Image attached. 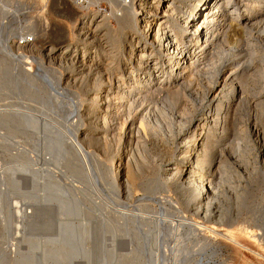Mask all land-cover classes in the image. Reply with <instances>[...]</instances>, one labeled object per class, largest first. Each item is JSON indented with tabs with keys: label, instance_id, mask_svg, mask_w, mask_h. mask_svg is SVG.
<instances>
[{
	"label": "bare ground",
	"instance_id": "bare-ground-1",
	"mask_svg": "<svg viewBox=\"0 0 264 264\" xmlns=\"http://www.w3.org/2000/svg\"><path fill=\"white\" fill-rule=\"evenodd\" d=\"M91 1L97 2L99 0H89V2ZM110 2L112 4L110 16L115 17L118 28H114L108 24L109 20L104 12V16H101L102 18H98V20L95 19V14L92 12L90 14H82L80 19L73 24L72 27L77 37L74 41H62L61 45H56V43H60V41L55 43L48 42L45 44L46 47L40 48L32 41L35 36H32L29 38L30 40L27 41V36H23L24 34H22L25 43L18 45L19 47H25V54L21 52L24 55L21 54L20 56L21 58L24 57V61L22 59H16L19 56H12V54H15L11 53V51H13V46L8 43L11 39L8 34L10 31L4 32L3 30L5 28L0 24V105L2 103H9L12 106L18 104L20 107L21 102L22 104L25 102L28 103L26 105H29V107H25L28 109L27 111L25 110L26 112L23 110L18 111V109H22L19 107L15 110L16 114H14V110H5V108L3 112H0V128L6 131L5 133L0 132V137L7 136V131L13 133L19 131L24 133L19 134L18 137L27 138L29 142L32 141L34 144L32 145L31 143V148L29 149L24 145L23 139V143L21 142L22 144H19L22 148H16L18 154H24L25 157L27 156V160L29 159L32 161H29L30 163L33 164V161H35L37 157L41 162L44 161L46 165L49 163L57 164L56 168H58L57 166H61L60 164L62 162L65 169H72V172L75 171L77 175L91 181V173L88 168V162L91 156L89 158L90 153L86 149V145L89 144L92 139V137H90L91 129L86 127L82 128L81 124L84 115H90V121L93 118L99 120L98 124L101 129L105 131L108 129L110 131L112 128L111 131L114 133L116 142L122 138L125 139L124 142L126 145H129L127 147V152L119 156L121 172L116 173L115 177L112 179L115 189L111 192L116 190L115 193L113 192L114 195H122L123 193L131 192L136 186L137 181L148 169L152 170L153 173H151V175H154L152 183H156V185L159 186L161 185V187L176 185L180 196H182L181 198L185 201V203L184 201L183 203L186 206L191 205L194 207V210L199 212L205 211L204 213L207 214L209 211H212V206L217 198L216 195H218L215 192L216 186L218 185L216 182L218 176L222 177V174L228 170L231 161L235 162L240 158H238V156L233 157L235 153L238 155L237 151H239L235 150L233 154L230 149L234 146L228 150L233 156L227 155V143L231 141L230 139H234V136L238 134L240 136V133L244 130L247 133L249 130H246V128L251 129V133L255 136L259 135L260 132V128L258 127L260 121H258V117L260 119V113L258 114L259 111H257L256 115H249L250 117L247 119L248 124H246L247 127L243 123L242 116L245 115V113L247 114V112L242 114V111H244L243 108L251 102L253 104L252 106L259 107V110L264 113V0H110ZM103 26L108 30L106 33L100 35L98 30ZM121 32H124L123 35L126 36V42H124L125 38L120 39ZM31 34L34 35L32 32ZM11 42H13V40ZM102 46L108 48V52L106 53L108 57L106 56L107 59L104 69L109 70V72L115 70V74H121L119 80H117L118 77L116 79L117 83L114 84L110 81L99 84L97 81L93 82L87 77V88L81 85L78 89V93L74 94V90L72 91V89L71 91L73 93H69L70 89H68L67 86L76 81L81 73L83 74L88 71L86 74H90V64L97 60L99 56V47ZM29 56H32L38 65L35 70L31 68L32 60L28 58ZM52 61L58 64V68H52L50 66ZM256 64L260 66L256 68ZM94 65H96V63ZM62 67L68 69L65 77L63 75L61 77L60 75V73L63 74L59 69ZM255 72L260 73L263 79H259L263 81L261 82L263 85L260 91L249 101L250 94L248 95L249 99H247L246 94L249 93L247 91L250 89V77L254 75L252 78H255ZM38 82L43 86H40ZM258 82L260 81H257L255 85ZM195 84H199V86L204 87V89L200 88L201 91L198 89L193 91ZM252 86L251 88H253ZM86 91H88L87 93L89 96L92 94L87 102L81 95ZM70 94L74 95L73 97L78 95L81 98L79 101L73 102L72 97V100L70 99L71 103L68 104L70 111H67L69 114L67 115V111H65V114L63 113L60 115L61 117L59 116L68 121V124L64 125L67 128L64 127L62 123V125L58 123L63 126V130H59V125L52 124L50 117H48V123L45 119H40V116L37 118V114L35 116L34 112H38V110H36L33 105L35 104V106H37V99L40 102L46 97V100L43 102V104L46 105L44 107L51 106L60 108L63 107V105H67L65 104V100ZM78 96H76V99ZM187 96L191 98L195 106L190 110L182 107V112L179 107L183 105H181V103L186 100ZM40 97L41 99H39ZM156 98H158L157 101L159 103L161 102V104H158V102L156 103V100L154 101ZM56 99H60V101L58 102ZM204 99H208L206 107L203 105ZM148 101L152 102L150 105L154 104V102L156 103L155 109L154 107L150 108L148 112L146 111L147 113H143V109L140 111L141 114H136L137 117H133L134 112ZM66 102H68V99ZM83 104H89L84 114L81 113V111H83ZM250 106L247 107L250 108ZM34 108L36 111H34ZM146 108L148 107L146 106ZM44 109L45 108H43V110ZM66 109H68V107ZM177 109H179L181 113H176L175 110ZM244 109H246V107ZM246 110L248 111L249 109ZM48 111L52 112L51 110ZM48 111H46V113ZM61 111L63 112L64 109L62 108ZM41 113L47 118L44 112H40V114ZM184 114L187 115L188 118L184 117ZM55 117L51 118L54 120L59 119V117L56 119ZM138 119L141 121V123H138L139 126H137V122H139ZM59 120L58 122H62ZM90 121L88 125L92 126L94 122ZM52 127H54V129ZM51 129L53 130L51 131ZM263 129L261 128V131H263ZM70 130L73 131V133L72 131L70 132L72 134V140H69L70 137L67 138V141L69 140L71 142L70 145L69 142L67 145V141L66 143L64 142V140H66L65 133ZM54 131L58 135L57 137H54L56 136L54 135ZM40 133H43L41 137L44 139L43 141H45V147H43V144L41 146L43 147L42 150L38 147H34V145H36L35 141L38 140L36 139L37 135H42ZM24 135H26V137H24ZM67 135L70 134L68 133ZM94 135L92 134L91 136ZM263 136H261V138H263ZM108 137L110 136L108 135ZM176 138H180L179 140H181V142L179 141L178 144H180V146L177 151L173 153L169 149V143L176 140ZM103 139L109 140L107 136L103 137ZM109 141L105 142L107 143V147L108 144L113 146V144L108 143ZM25 142L27 144L28 141ZM250 142L252 143V141ZM235 143L238 142L235 140ZM64 145L66 146V150ZM238 145L241 144L238 143ZM236 147L237 146H235V148ZM235 148H232V150ZM152 149L154 151L156 150V152H153ZM151 152L153 153L151 154ZM66 154H69L68 156L70 157L64 156ZM153 154H155V156H152L151 159L150 156ZM173 154L174 159L171 158ZM40 160L38 161L40 162ZM75 161H77V163H75ZM238 165L240 166V164ZM40 169L41 168H39V170ZM10 170H12V168H10ZM10 173L8 171V175ZM13 173H15V171H13ZM37 173H40L39 175L42 174V172L33 170V175ZM43 173L47 174L49 177L48 180L46 179L47 188L43 189L44 195H38L34 192L35 188H33V186L38 183V181L33 179V176L31 177V181L33 179L37 182L33 183L32 181V183L28 185L31 189L33 188V191L28 192L27 195V191L25 193L27 197L34 200L31 204L29 203L32 210L30 212L24 211L26 213V220L23 219L27 221L26 228L29 231L28 235L33 236V234H35V236H38L37 233L44 234V236L48 235L47 237L45 236V238L43 236L42 240L44 241H46L45 239L50 235L52 236L49 237L50 239H47L46 244L39 240L42 245H45V247H43L44 252H42L41 256L43 255L42 257L46 261H51L53 264L56 261L65 263L64 260L68 262L73 256L81 253L86 256L85 259L87 261H85L88 262L90 260L89 257L92 258V255L90 256L91 249L87 247V238L92 235V229L89 228L91 229V232H89L90 230L87 226L83 225L84 223L82 224L81 221L80 224L76 226L73 222L65 221V218L69 219L68 217L63 218L65 220L61 219V217H63L62 215L69 216L71 214H76L77 216H82L84 213L85 217H90L91 214H89L87 208L85 207L86 210H84L82 207L84 203L82 202L83 198L79 197L82 194L79 195L78 192H81L82 189L77 192L75 186L74 189V187L69 184L61 183L58 177L59 173L51 168H46ZM3 176L4 175L0 176V219L2 218V221H6L8 220V215L11 213V197L9 198V194L12 191L18 190V186H16L15 189V185H11V183H16L12 176L9 175L8 178ZM119 176L120 180H118ZM220 180L222 181L223 179L220 178ZM157 182H160V184H157ZM42 183L43 182H41V184ZM152 185L155 186V184ZM10 186L11 188H9ZM60 186H65L64 188L67 190L69 189L68 196H71L70 198L63 197L65 196V189L63 190ZM218 188L220 189V187H217V189ZM144 189H146V187H144ZM151 189H153V187H151ZM127 196L132 197V195ZM44 199L46 202L56 201L57 204L43 205L39 203L40 201L43 202ZM147 199H151V197ZM156 199L159 200H156L157 202H160V197ZM141 202L143 203V201H140V203ZM164 206L167 205L164 204ZM3 207L7 208V211H4L5 208ZM170 209L171 207H169V210ZM86 213L89 216H86ZM129 217L128 219L130 222L131 219ZM84 220H86V218ZM123 220L121 219L120 221L122 222ZM132 220L134 221L135 219ZM136 221L137 220L134 222ZM101 222L102 221L98 223L100 224ZM125 222H127V220ZM99 224H97L98 226L92 225L97 226V228L94 227L96 229L93 228V232L96 230L97 234L93 235L97 236L104 231V225ZM104 224L107 226L106 223ZM124 224L128 226V223ZM121 225L119 226L122 228L123 226ZM8 226H10V224ZM8 226L5 227L7 228ZM246 227L241 226L239 230L245 233ZM121 228L118 227L117 229L120 230ZM9 229L10 227L7 230ZM84 229H88V232L86 231L85 233ZM122 229L124 231V227ZM116 231L114 232L116 233ZM123 231H118V233ZM124 232L127 233L126 235L129 234L128 231ZM116 235L113 234L111 236L114 237ZM102 237L103 235L100 238ZM107 238L108 237H106V239ZM136 238H138L137 235L133 239ZM141 238L140 240L143 239ZM38 239L40 238L38 237ZM114 239L116 238L114 237ZM232 240H235V238L233 237ZM97 241L99 242V240ZM125 241L128 242V240ZM39 242L34 241L30 243L29 250H26L27 252H20V248H15L12 259L15 260L16 264L33 263V261L38 259L35 249L40 247ZM98 242L93 244L96 245ZM139 242L138 240V243ZM105 243L104 245H108V242ZM138 243L136 242V244ZM95 245H91L93 246L92 252L95 253L97 250L98 252L100 251L98 257H100L102 264H105V261H107L106 256L109 254V251H107L109 250L108 247L106 246V250L103 248V245ZM113 245L114 244H112L111 247ZM142 245L139 243V246L143 247ZM182 245L184 247V244ZM139 246L136 245L135 247L138 248ZM114 247H116V245ZM114 247L110 248L112 252ZM184 248L186 249V247ZM133 250L135 251L134 248ZM137 251L138 249H136V253L134 254H137ZM112 252H110L109 255H114ZM8 254L9 253L3 250V248H0V264L8 262V258L11 256ZM81 254L79 257L82 256ZM121 254L118 253L116 258ZM126 254L128 253L126 252ZM123 256L126 259L125 262H127V256ZM137 256L140 257L139 254ZM132 260L131 262L129 261L130 264H132ZM114 261H116V259ZM42 262L43 261H41V263ZM122 262V264H126L124 261ZM133 263H135V261Z\"/></svg>",
	"mask_w": 264,
	"mask_h": 264
},
{
	"label": "rangeland",
	"instance_id": "rangeland-1",
	"mask_svg": "<svg viewBox=\"0 0 264 264\" xmlns=\"http://www.w3.org/2000/svg\"><path fill=\"white\" fill-rule=\"evenodd\" d=\"M82 1H84V2H82ZM111 10H112V4H111L110 0H99L97 2H95V1L89 2V0H0V24L5 28L4 29L2 27L4 29L3 30L4 32L10 31L8 34L10 35L9 37L11 39L9 40L8 43L11 46H13V49L11 48L13 50V51H11V53L15 54V55L12 54V56L13 57L19 56L16 59H20V60L22 59L24 61L25 60V59H23L24 57L21 58L20 56L22 54L21 52H24L25 47L24 48L19 47L20 44L25 43V41L22 38L23 36H27V38H28L27 41H29L30 40L29 38H31L32 36H35V37H33L34 39H32V41L36 44V46H39L40 48L46 47L45 44L48 42L55 43V42L60 41V43H56V45H61L62 41L67 42L70 40L71 41L76 40L77 37L74 33L72 26L75 22H77L78 19H80V16L84 13L90 14V13L94 12L95 19L98 20V18L101 19L102 18L101 16H104L103 15V12H104V14L107 15V18L109 20L108 24L110 26H113L114 28H118L115 17L110 16ZM104 27L105 26L102 27L103 29L101 28L100 30H98L100 35L107 32L108 29L104 28ZM34 31L36 34L34 33ZM31 32L34 35H32ZM121 33L122 34H121L120 39L125 38L124 42H126V36L123 35L124 32H121ZM22 34H24V35L22 36ZM12 40H13V42H11ZM13 44H15V45H13ZM53 45H55V44H53ZM20 48H22V49H20ZM102 51H104V52H102ZM107 52H108V48H106V47L104 48V46L99 47V56H98L97 60L94 63L90 64V69H89L90 74L89 75L86 74V72H88V71H86L83 74L81 73L77 77L76 81L72 82V84L67 86V88L70 89L69 93H71L73 90H74L73 91L74 94L78 93V89L81 87V85H83L84 88H87V85H86V84H88V80L86 79L87 77L89 79H91V81H93V82L97 81V83H99V84H102L104 82L107 83L110 81L113 82L114 84L117 83L116 81L119 80V78L121 77V74L120 75L115 74L114 73V72H116L115 70L109 72V70L104 69L105 65H106L105 64L106 59L108 57L106 54ZM123 52H125V51H123ZM17 53H18V55H17ZM24 54H25V52H24ZM24 54H22V55H24ZM28 58L32 60V63H31L32 70H35L36 67L38 66L36 61L34 60V58L32 56H29ZM95 63H96V65H94ZM100 63H102V64H100ZM56 64L57 63L52 61L50 66L52 68H55V67L58 68V64L57 65ZM26 65H28V64H26ZM259 66H260L259 64H256V68H258ZM59 69L63 73V74H61L59 72L61 77H62V75L65 77V74L68 72V69H66L65 67L64 68L62 67ZM252 76H254V75H251V77H250L251 78L249 80L250 81V89H248V91H247L249 93L246 94L247 99H249L248 95L250 94L249 101L252 100L253 96L256 95L260 91L261 86L263 85L261 82L264 81V80L261 81V79H263V78H261L260 73L255 72V78L254 77L252 78ZM117 77H118V79H117ZM92 78H95V79H92ZM259 78H261V79H259ZM255 81L256 82L260 81V82H258L255 85V83H256ZM252 82H254V83H252ZM38 83L40 85V82H38ZM259 83H260V85H259ZM252 84H253V86H252ZM77 85H79V86H77ZM40 86H43V85H40ZM251 86L253 88H251ZM255 86L258 88H256ZM200 88L204 89V87L199 86V84H195L193 87V91L195 89H198L199 91H201ZM71 89H72V91H71ZM189 90H191V89H189ZM250 91H251V93H250ZM87 92L88 91L83 92L81 94L82 98H84V100L86 102H87V100H89L91 98V95H92V94H90V96H89V94ZM188 92H190V91H188ZM73 96L74 95H71V94L68 96V98H67L68 102H66L67 99L65 100V104H67V105H65V106L63 105V107H60L61 109L59 107H51V106L48 107L47 106L48 108H52L53 110L48 109L47 107H44L46 105H44L43 102H44V100H46L45 99L46 97L44 98V100H42L40 102L37 99L36 101L38 102V104H36L37 106H35V104H34L33 107H35L36 110H38V112L34 108V111H36V112H34V114H35V116L37 114V118H39V116H40V119L43 118L48 123H49L48 117H50V120L52 121V122L51 121L50 122L52 124H58V123L61 124L62 123L64 126V125L68 124V121H66V119H64V118H60L61 117L60 115L63 113L65 114V111H67V110L70 111L68 104L71 103V100H72L71 98ZM76 96H78V95H75V97H73V100H72L73 102H77L81 98L80 96H78V98L76 99ZM17 99H19V98H17ZM39 99H41V97ZM56 100H58V102L60 101V99H56ZM157 100H158V98L154 99V101L156 103L158 102ZM45 102H47V101H45ZM155 102H154V104H151V105H150V103H152V102H149V101L142 104V106L139 107L138 110H136V112H134L133 117H137L136 114H139V113L141 114L140 111H142L143 109H144L143 113H147L150 108L154 107V109H155V106H156ZM207 103H208V99H204V103H203L204 107H206ZM26 104H28V103L23 102V104H22V102H21L20 107H19L18 104L12 106L9 103H6V104L2 103L0 105V106H2V107H0L1 108L0 112H3L4 108H5V110H14L15 111L18 109L17 107L22 108V109H18V111H20V110L21 111L22 110L27 111L28 109H26L25 107H29V105H26ZM158 104H161V102L160 103L158 102ZM250 104H251V106H250ZM181 105L182 106L179 107L180 111H182V109H183L182 107L190 110V109H192V107L195 106V104L193 103V101L191 100V98L189 96H187L186 100L183 101L181 103ZM252 105L253 104L250 102L249 104H247V106H250V108L245 106L246 109H249L248 110L249 112L246 109H244L245 107L243 108L244 111H242V114H244V112H247V114L245 113V115H242L243 116V123L247 127V125H246V124H248L247 119L251 115H256L257 111H259L258 112V114L260 113V115H259L260 119L258 117V121L260 120L258 123V127L260 128V129L258 128L260 130L259 135L255 136L253 133H251V129H247L245 127L246 130H249V131H247V133L245 130L243 131L244 133L243 132L240 133V136L237 133L238 135L234 136V139H230L231 140V141H229L230 143L229 142L227 143V145H226V146H228V147H226L227 155L233 156L235 150H239V151H237L238 155L235 153L233 157H237V156H238V158L240 157L239 158L240 162H239L238 158H236L238 160L235 162L231 161L232 164L230 163L231 166L229 165L228 170L225 172L226 174L225 173L222 174L223 178L218 176V180H216L218 185L216 186V190H215L216 194H218V195H216L217 198L215 200L214 205L212 206V209H211L212 211H209L207 214L204 213L205 211L199 212V211L194 210V207L191 205L186 206L184 204L185 201L183 200V198H181L182 196H180L179 190L176 187V185H171L168 187H166V186L161 187V185L159 186V185H156V183H152V178L154 177V175H151V173H153V172H152V170H148V169L144 172V175L137 181L136 186L131 190V192H128L125 194L123 193L122 195H120V194L114 195L116 190L113 191L114 193L111 192L112 190L115 189L114 188L115 185L113 184L112 179H113V177H115L116 173L121 172V169H120L121 165H120L119 156L121 154L127 152V147L129 145H126V143L124 142L125 139H122V138L117 140V142H116V139H114V133H112V131H111L112 128L110 129V131L108 129L106 131L104 129H101V127L98 124L99 120H96L93 118L91 121H93L94 124L92 126H89L88 124L90 121V119H89L90 115H84L83 119L81 120V124H82V128L86 127V128L91 129V135L95 134L94 136L90 135V137H92L91 142L86 145V149L90 153L89 158H90V156H91V158L92 157L94 158V159L90 158V160L88 162V164H89L88 168L90 169L89 172L91 173V178H92L91 181H89L88 179L86 180V178L77 175L75 173V171L72 172V169L71 170L69 168L65 169L62 162L60 164L61 166H57L59 169L56 168L57 164H54V163L51 164L48 162L49 164H47L48 165L47 166L44 161L41 162V160L37 157L35 158L36 160L33 161V164L30 163L32 161H30L29 159L27 160V156L25 157L24 154H18L16 147H20V145L24 142V145L30 149L31 148L30 144L32 143V141L29 142V140H27V138H25L26 139L25 140L22 137H18L19 134H24V133H21L19 131L17 133L7 131L8 132L7 136L0 137V170H3V171H0V176L4 175L3 177H7V178L9 175L12 176L15 179L17 185L14 181H13L14 183H11V185H13V186L15 185L14 188L16 186H18V188H17L18 190L12 191L13 192V193L11 192L12 195H11V193L9 194V198L11 197L10 198L11 213L8 215V218H7L9 221L8 220L2 221L1 220L2 218L0 219V225H1L0 226L1 227L0 233L2 231V233L0 234V248H3V250H5L7 253H9L8 254L9 256L11 255L10 258H8V262L5 264H16L15 260L12 259L13 255H14L13 252H14L15 248H20V252H27L29 250L30 243H32L34 241L39 242V240H40V242L42 241V243L46 244L47 239L49 237H52L50 235L47 239H45L46 241H44V240H42L44 234L37 233L38 234V236L36 235L37 237L35 236V234H33V236L35 238L31 235H28L29 231L26 228V224H27L26 222L27 221H25L26 220V218H25L26 213L25 212H28V211L30 212L32 210L30 208V206H31L30 204H31V202L34 201L31 198L27 197L26 195L28 194V192H32L33 188H35L34 192H36V194L42 195V196L44 195L43 189L47 188L46 184H47V180L49 178L47 174H44L45 172L43 173V171L46 170V168H51L54 171L58 172L59 173L58 177H59L61 183L69 184L70 186H73V187L75 186L77 188V190H76L77 192H78V190L82 189L81 192L80 191L78 192L79 195L82 194L81 196H79V197L83 198V200L81 199L82 202H84L83 203L84 206L82 205V207L84 210H86V208H87V211H89V214H91L90 217L92 216L91 218L90 217L88 218V217H85V213L82 216L78 215L79 217L76 214L75 215L71 214L69 216L68 215H62L63 217H61V219L62 220L66 219L65 220L66 222H73V223H75L76 226H78V224H80V221H81V223L82 224L84 223L83 225L87 226L88 229L89 228L92 229V235L97 234L96 230H94L95 232H93V228L94 227L97 228V226H98L97 224H99L98 222L102 221L99 225H104L103 227L105 228V229H103L104 231H102L101 234H98L97 236L91 235L92 237L88 236V238H87L88 239L87 240V247H88V249H91L90 256L92 255L91 256L92 258L89 257L90 262L89 261L86 262L87 261L85 259L86 256H84L80 253L82 255L81 257H79L80 254L79 255L77 254L78 255V256L76 255L77 257L73 256L68 262H66V260H64L65 263H63L62 261H56L55 262L56 264H60V262H61V264H66V263H68V264H87V263L88 264H102V262L100 261V257H98L100 251L98 252V250H97L95 253L92 252L93 246L95 245L93 243L98 242L97 240H99V242L101 243L100 244L98 242L97 243L98 245H103V248H105L106 250L108 247L109 250H107V251H109V254H110V252H112V250L110 248H113L115 245H116V247L120 248L119 249V248L114 247L113 252H112L114 255L107 254L106 260L109 262L105 261L106 262L105 264H113L114 262H115L114 264H122L123 263L122 261H124V262L126 261V259L124 258L123 255H125V257L127 256L126 258L129 259V260L127 259V262H125L126 264L127 263L130 264L132 259H134V260H132V264H137L138 262H139L138 264H154V263L155 264H264V136H263L264 113L259 110V107L257 108V107H254ZM88 106H89V104H87V105L83 104V111L84 112L81 111L82 114L85 113V110ZM146 106L148 108H146ZM197 106H199V105H197ZM38 107H42V108H38ZM67 107H68V109H66ZM43 108H45L44 109L45 111L43 110ZM62 108L64 109L63 112L61 111ZM197 108H199V107H197ZM40 109H42V110H40ZM179 109H177L178 112H177V110H175L176 113H178V114L181 113L179 111ZM48 110H51L52 112H50ZM46 111H48V112L46 113ZM68 111L66 112L67 115L69 114ZM40 112H44L45 116H47V118L44 117L43 113L40 114ZM14 114H16V111L14 112ZM199 114H200V112H199ZM53 115H54V117L56 116L55 119L60 116L59 117L60 120L59 119L58 120L62 121V122H58L57 119L56 120L52 119V118H54ZM138 117L141 118L140 116H138ZM184 117L188 118L187 115H185ZM55 121H57V122H55ZM138 121H139V119H138ZM138 123H141V121L137 122V126H139ZM60 124H58L59 126L57 125L58 129L63 130V126H61L62 124L61 125ZM60 127H62V128H60ZM64 127H66V126H64ZM49 128H51V127H49ZM52 128L54 129V127H52ZM261 128L263 129V131H261ZM53 129H51V131ZM71 131L72 130L67 131L70 135H67L68 134L67 132H66L67 134L65 133V138H66V140H64L65 143L67 141V138H69V137H70L69 140L70 141L72 140V134L70 133ZM0 132L5 133L6 131L3 128H0ZM72 133H73V131H72ZM100 133L102 134V136ZM103 133H104V135H103ZM40 134H42V135L39 136L36 134L38 137V138L36 137V139H38V140L35 141L36 145H34V147L35 148L38 147V148H40V150H42V148L45 147V145H44L45 141H43L44 139L41 137V136H43V133H40ZM54 135H56V136H54ZM54 135H53L54 137L58 136L55 133V131H54ZM105 135L107 136V138H109L110 141L103 139V137H106ZM108 135L110 137H108ZM261 136H263V138H261ZM24 137H26V135H24ZM39 138H41L42 140ZM179 139L180 138H176V140H173L172 142L169 143V149L173 153L176 152L178 147L180 146V144H178V143H179V141L181 142V140H179ZM22 140H23V142H22ZM69 140L66 143L67 145H68V142H69V145L71 143ZM235 140H236V142H238L241 145H238V143H235ZM25 141H28L27 144ZM106 141H109L108 143L113 144V146L108 144V147H107V145H106L107 143H105ZM242 141H244V142H242ZM250 141H252V143ZM33 144L34 143H32V145ZM42 144H43V147H41ZM65 145H64V148L66 147ZM174 145H175V147H174ZM232 146H234V147H232ZM235 146H237V147L235 148ZM239 146H240V148H239ZM231 147L235 148V149H233L234 151L232 150ZM20 148H22V147H20ZM67 148H68V146H67ZM229 149L233 154H231V152L228 151ZM65 150H66V148H65ZM153 152H156V150L155 151L153 150ZM153 152H151V154ZM12 155H13V157H12ZM31 155H32V153H31ZM68 155L69 154H66L64 156H67L69 158L70 156H68ZM152 156L154 157L155 154L150 156L151 159H152ZM171 158L174 159V154H173V156H171ZM38 160H40V162ZM95 160H97V161H95ZM233 160H235V159H233ZM75 163H77V161H75ZM238 164H240V166ZM10 168H12V170H10ZM39 168H41V169L39 170ZM33 170H37L39 172H42V174L39 175L40 173H37L36 174L37 176L35 174L33 175ZM8 171H9V173L11 171L12 172L8 175ZM13 171H15V173H13ZM32 176H33V179L38 181V183H36L37 181L32 179L33 183H36V184L31 189V187L28 185L30 183H32V181H31ZM220 178L223 180L221 181ZM73 180H75V181H73ZM118 180H120V176L118 177ZM219 180H220V182H219ZM40 181L43 183L41 184ZM72 181H73V183H72ZM151 183L155 184V186H153ZM157 184H160V182L159 183L157 182ZM64 187L65 186L61 187L63 190L65 189V192H64L65 196H63V197H69L70 198L71 196H68L69 195L68 194L69 189L67 190ZM75 187H74V189H75ZM144 187H146V189L148 191L146 189H144ZM151 187H153L154 190L151 189ZM217 187H220V189L219 188L217 189ZM9 188H11V186ZM96 188L98 189V191ZM26 191H27V193H26ZM25 193H26V195H25ZM123 195H125V196H123ZM127 195H132V197H128ZM116 197H118V198H116ZM125 197H126V199H125ZM148 197H151V199H147ZM158 197H160V202H157V201H159L158 199H156ZM130 199H132V200H130ZM163 199H165V200H163ZM46 201H47V198H46ZM46 201L44 199L43 200L44 203L41 201L39 203H42L43 205H47V204L48 205H51V204L55 205V204H57L56 201H53V202H51V201L46 202ZM140 201H143V203L142 202L140 203ZM183 201H184V203H183ZM97 202H98V204H97ZM150 203H152V204H150ZM164 204L167 206H164ZM14 206H16V207H14ZM169 207H171L170 210H169ZM3 208H5V207H3ZM175 209H176V211H175ZM4 211H7V208H5ZM15 211H17V212H15ZM180 212H181V214H180ZM87 213H86V216H89V215H87ZM125 215H127V216H125ZM109 216H110V219H109ZM123 216H125V217H123ZM1 217H2V214H1ZM65 217H68L69 219H67ZM128 217L131 219L132 223H131V221L129 222ZM63 218H65V219H63ZM85 218H86V220H84ZM70 219H71V221H70ZM101 219H103V220H101ZM121 219L122 220L125 219L122 222H124L126 224L128 223L127 224L128 226H126L124 223H122L120 221ZM132 219H135L137 221L134 222L135 220L133 221ZM126 220H127V222H125ZM105 221H107V222H105ZM117 221H120V222H117ZM7 222H9V223H7ZM142 222H144V223H142ZM152 222H153V224H152ZM90 223H91V225H90ZM104 223H106L107 226H105ZM9 224H10V226H8ZM93 224L97 225V226H92ZM121 224H124V225H121ZM119 225L123 226L124 231H126V232L132 231L133 229L134 230L132 232H129V234L130 233H132V234L126 235L127 233H125L123 231V229H122L123 227L121 228ZM5 226H8V227L6 228ZM14 226H16L17 228ZM238 226L239 227H241V226L246 227L247 226L248 228L246 227V232L244 233L243 231L239 230ZM9 227H10V229L7 230ZM106 227H107V229H106ZM115 227H117V228L119 227L122 230L121 229L119 230ZM125 227H126V229H125ZM96 228H94V229H96ZM128 228H131V229H128ZM88 229H86V230L84 229L85 233ZM91 229H89L90 230L89 232H91ZM143 229H144V231H143ZM110 230L112 231V233ZM113 230L116 231V233ZM118 231H123L126 236L123 234V232L118 233ZM10 233H11V235H10ZM251 233H252V235H251ZM113 234L114 235L117 234L116 236H114L116 239H114V237L111 236ZM102 235H103V237L104 236L105 237L100 238ZM133 235H134V237L137 235L138 238L133 239L134 238ZM13 236H14V238H13ZM45 236L47 237L48 235H45ZM45 236H44V238H45ZM38 237L40 239H38ZM106 237H108L107 238L108 240L106 239ZM112 237H113V239H112ZM233 237L235 238V240H232ZM140 238L142 240H140ZM137 239L140 241L139 242L140 245L143 244L142 245L143 247L139 246ZM125 240H128V242H126ZM133 240H136V241H133ZM105 242H108L107 243L108 245H104V244H106ZM136 242L138 244H136ZM42 243H40V247L38 249L35 247L36 248L35 253H36V256L38 258L37 260L40 263H41V261H43L41 264H43V263L44 264H53V262L46 261L45 259H43V257H42L43 255L41 256L42 252H44L43 247H45V245L44 244L42 245ZM121 243H122V246H121ZM112 244H114V245L111 247ZM182 244H184V247H186V249L183 247ZM88 245H90V246H88ZM91 245H93V246H91ZM118 245H120V246H118ZM123 245H126V246H123ZM136 245L139 247L136 248L135 247ZM17 246H19V247H17ZM123 247H125V248H123ZM132 247L135 249V251H136V249H138L137 254H134L136 252L133 250ZM140 248H142V249H140ZM85 249H86V247H85ZM177 249H179V250H177ZM129 250H131V251H129ZM36 251H38V252L40 251L41 253L39 252L40 253L39 254ZM139 251H141V252H139ZM126 252L128 254H126ZM130 252H132V253H130ZM118 253H120V254L122 253L121 255H119L120 258L119 257L116 258L118 256ZM133 254L136 256V258ZM138 254L140 257L137 256ZM129 256H130V258H129ZM93 258H94V260H93ZM108 258H109V260H108ZM40 259H41V261H40ZM115 259L117 262L114 261ZM37 260L33 261V263L31 262V264H38L39 262ZM134 261H135V263H133ZM136 261H137V263H136ZM35 262H38V263H35ZM26 264H30V263H26Z\"/></svg>",
	"mask_w": 264,
	"mask_h": 264
},
{
	"label": "built area",
	"instance_id": "built-area-1",
	"mask_svg": "<svg viewBox=\"0 0 264 264\" xmlns=\"http://www.w3.org/2000/svg\"><path fill=\"white\" fill-rule=\"evenodd\" d=\"M24 39V38H23Z\"/></svg>",
	"mask_w": 264,
	"mask_h": 264
}]
</instances>
